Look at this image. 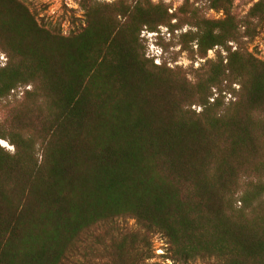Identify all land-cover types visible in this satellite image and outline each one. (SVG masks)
Here are the masks:
<instances>
[{
    "label": "trees",
    "instance_id": "16d2710c",
    "mask_svg": "<svg viewBox=\"0 0 264 264\" xmlns=\"http://www.w3.org/2000/svg\"><path fill=\"white\" fill-rule=\"evenodd\" d=\"M80 2L86 26L63 36L0 0V264H150L158 234L182 264H264V62L243 46L264 0L243 17L234 0ZM163 27L190 29L198 69L147 56Z\"/></svg>",
    "mask_w": 264,
    "mask_h": 264
},
{
    "label": "rangeland",
    "instance_id": "374dc122",
    "mask_svg": "<svg viewBox=\"0 0 264 264\" xmlns=\"http://www.w3.org/2000/svg\"><path fill=\"white\" fill-rule=\"evenodd\" d=\"M30 7L33 14H35L37 20L40 24L46 25V27L58 28L63 36H69L71 33L80 31L86 26V14L81 5L80 0H23ZM99 3H112L115 0H97ZM163 1L166 5H171L172 13L175 9L180 7L184 0H152L153 3L158 4ZM252 1L257 2L258 0H234V13L239 17H243L252 5ZM201 12L206 15L210 20H218L223 17L221 13H215L213 11H208L207 8L201 6ZM175 23V21L173 22ZM190 29L185 27L181 31H176L171 34L166 28H160L158 33H148L144 31L141 38L143 39V44L147 50V56L149 58H154L155 65H160L167 63L169 68H182L184 70L190 71V67L193 69H198L203 60H198L193 63L189 60L187 52H182L180 46L178 45L179 36L186 33ZM64 32H67L65 35ZM257 38L264 40V31L258 30L255 37L252 40L243 39V46L249 52V45L252 44ZM234 47L238 45L233 43ZM196 50V47H194ZM220 49H215L209 51L207 55V60L213 61L216 59L215 51ZM225 55V54H223ZM0 63L4 64L6 59L4 56L0 55ZM191 77V76H190ZM29 90V88L27 89ZM19 90V97L22 95ZM14 104V97H11L9 101L4 102L0 105V122L4 121L8 116V109ZM194 109V108H193ZM0 145L4 147L9 152H14V149L5 141H0ZM129 227H134V221L128 223ZM156 235L151 236V244L153 250V238ZM163 236V235H162ZM165 238V237H164ZM166 240V238H165ZM168 245L167 257L158 258L153 252V259L149 261L150 264H167L166 259H169L173 264H182L174 261L172 259V254L169 252V244L167 240L165 241ZM188 264H206L204 261H195Z\"/></svg>",
    "mask_w": 264,
    "mask_h": 264
},
{
    "label": "built area",
    "instance_id": "2783aa9c",
    "mask_svg": "<svg viewBox=\"0 0 264 264\" xmlns=\"http://www.w3.org/2000/svg\"><path fill=\"white\" fill-rule=\"evenodd\" d=\"M66 35L67 32H64ZM230 46H234L233 43ZM236 48L234 47V50ZM249 53L260 61L264 62V40L257 38L252 44L249 45ZM164 236L158 234L153 238V252L156 257L162 259L167 256L168 245L165 242ZM167 264H173L169 259H166Z\"/></svg>",
    "mask_w": 264,
    "mask_h": 264
}]
</instances>
